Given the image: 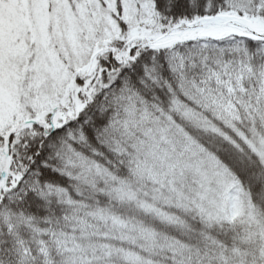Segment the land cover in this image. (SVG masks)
<instances>
[{"label":"snow or ice","instance_id":"1","mask_svg":"<svg viewBox=\"0 0 264 264\" xmlns=\"http://www.w3.org/2000/svg\"><path fill=\"white\" fill-rule=\"evenodd\" d=\"M0 264H264V0H0Z\"/></svg>","mask_w":264,"mask_h":264}]
</instances>
